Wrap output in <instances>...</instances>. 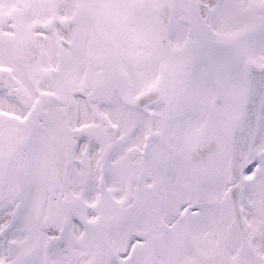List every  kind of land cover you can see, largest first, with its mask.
<instances>
[{
  "label": "snow or ice",
  "instance_id": "6c2138e0",
  "mask_svg": "<svg viewBox=\"0 0 264 264\" xmlns=\"http://www.w3.org/2000/svg\"><path fill=\"white\" fill-rule=\"evenodd\" d=\"M0 264H264V0H0Z\"/></svg>",
  "mask_w": 264,
  "mask_h": 264
}]
</instances>
